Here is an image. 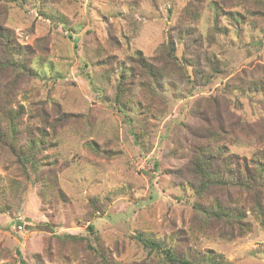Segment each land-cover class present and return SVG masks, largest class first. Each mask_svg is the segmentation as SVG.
<instances>
[{"label": "rangeland", "instance_id": "rangeland-1", "mask_svg": "<svg viewBox=\"0 0 264 264\" xmlns=\"http://www.w3.org/2000/svg\"><path fill=\"white\" fill-rule=\"evenodd\" d=\"M191 1L197 19L184 13L188 0H0V24L29 46L38 72L2 71L1 108L24 107L21 143L30 126L45 127L44 154L56 163L55 182L45 183L0 145V264H98L81 242L63 256L56 238H92L89 223L120 264H161L139 233L214 249L231 264H264V225L247 201L251 231L221 238L194 209L190 187L206 134L219 131V143L247 160L264 149L263 94L233 91L264 77V0ZM214 1L224 9L217 29ZM189 26L185 45L178 30ZM170 39L198 66L199 85L191 67L180 78L166 63L161 86L147 93L137 79L132 107L118 111L119 64L131 66L140 51L162 65Z\"/></svg>", "mask_w": 264, "mask_h": 264}, {"label": "trees", "instance_id": "trees-1", "mask_svg": "<svg viewBox=\"0 0 264 264\" xmlns=\"http://www.w3.org/2000/svg\"><path fill=\"white\" fill-rule=\"evenodd\" d=\"M40 1L42 4L46 3V0ZM190 1L188 0L185 5L184 13L197 19L200 14L199 7H192V1ZM193 1L202 2L203 0ZM221 1L224 5L231 0ZM233 1L242 2L243 0ZM213 6L215 29H217L218 20L223 15L224 9L217 1L213 2ZM230 15L233 19L237 18L236 14L231 13ZM181 24L183 23L181 22ZM191 29L192 26L185 30H178L180 43L188 45L186 39L194 34ZM194 39L197 38L194 37ZM31 52L29 46L20 45L16 41L14 32L10 27L0 24V73L13 69L14 74L28 77L37 76L38 72L27 64ZM137 55L134 58V64L131 66L122 62L119 64L114 103L118 111L122 113H126L132 107L137 79L143 88L148 89L147 93L152 92L150 90H153L154 86H161L163 77L168 75L166 63L180 78H189V67L193 69L194 77L198 74L201 77L198 66L189 58L186 50L180 56L177 55V47L173 39L169 40L165 50H162L160 54V57L165 60L162 65H157L152 60L147 59L140 51L137 52ZM210 64L213 69H217L211 61ZM135 67L138 68L137 72ZM198 83H200V78L195 77L194 85H199ZM247 90L260 91L264 96V77L243 80L233 89L239 93H245ZM223 98L228 99L226 96ZM211 99L215 101L216 97H211ZM260 102L263 103L264 107V98ZM1 103L3 104L0 99V145L3 148H8L24 168L33 169L45 183L55 182L53 177H55L56 163L46 160L47 156L44 154L45 149H47L45 144L48 141L46 128L30 126L27 130L32 135H29L27 140L21 143L25 130L21 119L24 107L20 105L17 109L9 107L3 109ZM126 117L131 120L129 116ZM261 120L264 122V117ZM34 130L38 132V135H33ZM205 136L208 137L205 145L196 148L191 160L193 177L190 183V187L196 195L193 207L206 222L205 226L218 228L221 238L228 237L230 239L251 231V221L248 218L245 201H247L249 211L256 220L264 225V149L259 151L260 155L257 158L247 160L230 153L226 143H219V131L208 133ZM137 138L138 135L136 134L135 139L137 140ZM94 149L99 150L96 146ZM60 195L64 197L62 192ZM3 211L4 207L0 204V213ZM88 229L92 238L90 235L64 234L56 236L61 254L65 256L64 249L68 243L81 242L85 249L91 253V257H88L89 261L95 262L96 260L98 264H120L112 256L111 250L102 242L94 224L89 223ZM137 238L148 249L149 253L158 257L161 264H231L222 253L214 249L202 251L188 247L186 242L185 245L179 242L178 237L174 242H167L164 239H155L139 233ZM75 252V250L72 251V254ZM37 259L40 262L41 255H37Z\"/></svg>", "mask_w": 264, "mask_h": 264}]
</instances>
